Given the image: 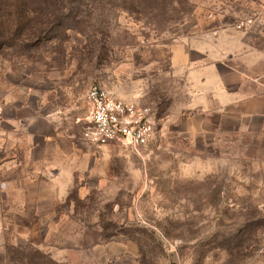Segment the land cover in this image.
<instances>
[{"label": "rangeland", "instance_id": "obj_1", "mask_svg": "<svg viewBox=\"0 0 264 264\" xmlns=\"http://www.w3.org/2000/svg\"><path fill=\"white\" fill-rule=\"evenodd\" d=\"M19 2L0 7L32 26L0 47V264H264V122L185 114L173 65L189 37L264 26V0ZM92 84L158 106L146 147L83 140Z\"/></svg>", "mask_w": 264, "mask_h": 264}, {"label": "crops", "instance_id": "obj_2", "mask_svg": "<svg viewBox=\"0 0 264 264\" xmlns=\"http://www.w3.org/2000/svg\"><path fill=\"white\" fill-rule=\"evenodd\" d=\"M261 21L223 27L220 35L189 37L174 49L175 76L180 77L181 90L188 97L185 114L202 116L207 123L218 117L223 126L236 123L235 131H240V123L264 122Z\"/></svg>", "mask_w": 264, "mask_h": 264}, {"label": "built area", "instance_id": "obj_3", "mask_svg": "<svg viewBox=\"0 0 264 264\" xmlns=\"http://www.w3.org/2000/svg\"><path fill=\"white\" fill-rule=\"evenodd\" d=\"M86 104L88 117L82 138L89 145H128L138 150L157 133L159 108L154 104L120 99L100 84L89 87Z\"/></svg>", "mask_w": 264, "mask_h": 264}, {"label": "trees", "instance_id": "obj_4", "mask_svg": "<svg viewBox=\"0 0 264 264\" xmlns=\"http://www.w3.org/2000/svg\"><path fill=\"white\" fill-rule=\"evenodd\" d=\"M20 0H4L2 3L1 11L9 12L11 15L17 18V16H21L25 13L28 14V10L23 8V4L19 2ZM46 4V2H44ZM50 5L47 2V5L43 8L48 10ZM30 19V18H29ZM59 18L56 17V21H53V25L60 26L61 22H58ZM31 21L28 20L27 23L21 22V19L18 18L13 20V22H1L0 21V47L1 46H16L17 45V38L21 33H24L25 30L32 31V26L30 25ZM46 30H40L39 35L44 33ZM38 33L34 31L31 33V36L35 39L39 37ZM31 36H29L31 38Z\"/></svg>", "mask_w": 264, "mask_h": 264}]
</instances>
